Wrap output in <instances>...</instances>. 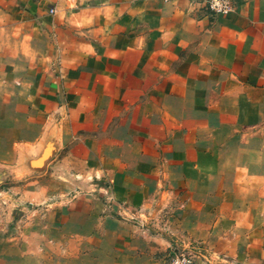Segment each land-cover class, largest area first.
<instances>
[{
  "label": "crops",
  "instance_id": "0c3cea01",
  "mask_svg": "<svg viewBox=\"0 0 264 264\" xmlns=\"http://www.w3.org/2000/svg\"><path fill=\"white\" fill-rule=\"evenodd\" d=\"M230 134L264 153V0H0V182L29 200L58 172L60 264H164L175 236L134 211L166 209L184 244L224 235L205 157ZM243 234L200 243L264 264V231Z\"/></svg>",
  "mask_w": 264,
  "mask_h": 264
},
{
  "label": "rangeland",
  "instance_id": "374dc122",
  "mask_svg": "<svg viewBox=\"0 0 264 264\" xmlns=\"http://www.w3.org/2000/svg\"><path fill=\"white\" fill-rule=\"evenodd\" d=\"M260 143L259 138L250 134L246 136L230 134L214 139L210 143L209 146L214 147V158L208 161V157H205V163L209 162L208 166L205 164V169L208 170L207 177L217 180L220 184L210 187L211 194L218 197H215L217 202L211 204L216 209L223 210L227 227L222 228L224 235L213 234L208 236V239L207 236H202L204 238L197 242H203L213 249H216L215 246H221L227 250L233 242L243 239L244 234L238 236L239 230L264 231V153L261 152ZM34 176L35 174L32 175ZM69 178L70 176L65 174V186ZM14 185L17 186L12 187ZM62 185L63 183L58 182V172L49 171L45 174L43 187L33 188L29 192L31 198L26 200L18 182L15 184L3 180L0 182V264H60L57 261L58 254L63 250L61 248L68 246L69 239L59 236L56 224H52L50 218L48 221L44 217L48 211H57L63 205L55 203L51 206L54 201H48L53 190ZM53 186H56V189L52 188ZM147 211L150 212V210L142 212L148 217L145 222L152 224L151 218L154 215L147 214ZM172 212L173 217L175 215L177 217L176 211ZM158 213L165 214L166 217L169 214L166 209H159ZM125 216L123 218L137 225L129 219V215ZM164 221L160 219L154 223L155 226L161 227L159 232L177 236L173 238V243L182 242L178 235L171 233L169 226L168 230H163ZM233 225L237 235L231 229ZM248 233L250 232H246ZM166 252L163 253V257L167 259ZM227 253L218 258H211L208 264H232ZM200 259H196V264L201 262ZM216 259L223 261L217 262Z\"/></svg>",
  "mask_w": 264,
  "mask_h": 264
},
{
  "label": "built area",
  "instance_id": "2783aa9c",
  "mask_svg": "<svg viewBox=\"0 0 264 264\" xmlns=\"http://www.w3.org/2000/svg\"><path fill=\"white\" fill-rule=\"evenodd\" d=\"M207 6L209 9L216 14H224L235 9V0H206ZM136 216L135 214L129 213V216L132 221H134L140 228H146L148 223L145 220L148 218ZM162 215V218H161ZM128 216V217H129ZM152 224L159 222V220H165V214H155L152 218ZM167 221L163 223V230H168ZM165 262L164 264H196V259L203 257L206 261L210 262L211 258L214 257L212 252L209 253L208 249L205 248L200 242L191 241L188 244L183 242L173 243L168 251L165 253Z\"/></svg>",
  "mask_w": 264,
  "mask_h": 264
}]
</instances>
